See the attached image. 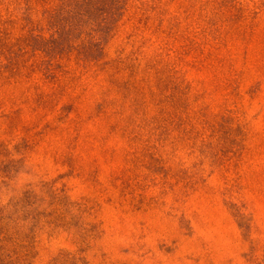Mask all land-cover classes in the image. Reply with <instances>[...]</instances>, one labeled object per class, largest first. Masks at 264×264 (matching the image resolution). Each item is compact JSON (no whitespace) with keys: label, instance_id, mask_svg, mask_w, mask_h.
Here are the masks:
<instances>
[{"label":"rangeland","instance_id":"1","mask_svg":"<svg viewBox=\"0 0 264 264\" xmlns=\"http://www.w3.org/2000/svg\"><path fill=\"white\" fill-rule=\"evenodd\" d=\"M104 40L0 70V264H264V0H128Z\"/></svg>","mask_w":264,"mask_h":264},{"label":"trees","instance_id":"2","mask_svg":"<svg viewBox=\"0 0 264 264\" xmlns=\"http://www.w3.org/2000/svg\"><path fill=\"white\" fill-rule=\"evenodd\" d=\"M3 2L7 5L2 22L19 21L21 28L18 36H11L6 27L0 29V70L13 73L37 67L50 74L72 54L83 63L98 61L107 42L104 39L123 16L128 0ZM36 56L38 61L28 63Z\"/></svg>","mask_w":264,"mask_h":264}]
</instances>
